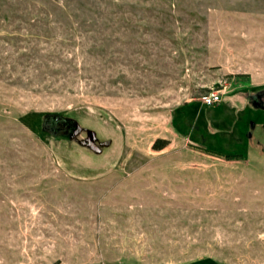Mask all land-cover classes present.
Returning <instances> with one entry per match:
<instances>
[{"label":"rangeland","instance_id":"obj_1","mask_svg":"<svg viewBox=\"0 0 264 264\" xmlns=\"http://www.w3.org/2000/svg\"><path fill=\"white\" fill-rule=\"evenodd\" d=\"M262 125L264 0H0V264H264Z\"/></svg>","mask_w":264,"mask_h":264},{"label":"flooded vegetation","instance_id":"obj_2","mask_svg":"<svg viewBox=\"0 0 264 264\" xmlns=\"http://www.w3.org/2000/svg\"><path fill=\"white\" fill-rule=\"evenodd\" d=\"M43 128L52 135H70L75 129H77V126L67 118L58 115H49L43 120Z\"/></svg>","mask_w":264,"mask_h":264},{"label":"trees","instance_id":"obj_3","mask_svg":"<svg viewBox=\"0 0 264 264\" xmlns=\"http://www.w3.org/2000/svg\"><path fill=\"white\" fill-rule=\"evenodd\" d=\"M262 126H264V125H262ZM168 143L169 142L166 139H156L152 144V149L153 150H162L168 145ZM194 148H197L198 150H200L201 152H203L206 155L214 156L217 158H223L225 160H237V159L246 160L247 159V152H248L247 151L244 154L243 153L222 154V153H218V152H215V151H212L210 149L203 148V147H200L197 145H194Z\"/></svg>","mask_w":264,"mask_h":264},{"label":"built area","instance_id":"obj_4","mask_svg":"<svg viewBox=\"0 0 264 264\" xmlns=\"http://www.w3.org/2000/svg\"><path fill=\"white\" fill-rule=\"evenodd\" d=\"M221 94L219 91H212L207 94H204L200 98V102L203 105H217L220 102Z\"/></svg>","mask_w":264,"mask_h":264}]
</instances>
